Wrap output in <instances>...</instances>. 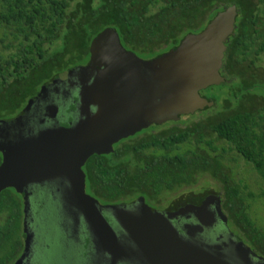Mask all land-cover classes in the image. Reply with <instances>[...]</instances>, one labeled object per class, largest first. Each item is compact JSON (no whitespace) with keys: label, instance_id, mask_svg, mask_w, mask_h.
I'll list each match as a JSON object with an SVG mask.
<instances>
[{"label":"trees","instance_id":"obj_1","mask_svg":"<svg viewBox=\"0 0 264 264\" xmlns=\"http://www.w3.org/2000/svg\"><path fill=\"white\" fill-rule=\"evenodd\" d=\"M231 5L238 9L236 29L221 69L231 82L201 91L215 104L184 127L178 125L185 121H172L161 132L147 128L122 139L113 152L92 155L83 170L87 193L102 204L141 196L154 203L209 175L221 190L201 195L222 198L230 227L264 256V228L224 163L236 151L264 179V0H0V119L18 115L49 81L88 63L92 40L108 27L126 49L149 59L202 31ZM21 203L14 188L0 193L6 216L0 264L24 246Z\"/></svg>","mask_w":264,"mask_h":264},{"label":"water","instance_id":"obj_2","mask_svg":"<svg viewBox=\"0 0 264 264\" xmlns=\"http://www.w3.org/2000/svg\"><path fill=\"white\" fill-rule=\"evenodd\" d=\"M237 16L236 5L225 7L202 31L186 35L179 45L149 59L126 49L116 29L108 27L92 40L88 65L61 73L18 115L0 119V193L14 188L24 195L25 253L15 264H26L35 249L33 227L41 217L46 218L43 224L49 233L54 228L57 234L60 206L68 216L78 252L83 257L84 251L89 252L97 264H264V258L238 235L233 236L235 247L229 255L220 251V245L192 241L173 223L176 212L153 208L143 196L131 203L102 204L87 193L83 170L92 155L113 152L122 139L215 104L201 91L231 82L221 69ZM60 84L72 91L66 110L44 101L49 103L51 114L44 112V117L50 124L32 128L33 104H41L48 94L42 92ZM58 179L66 180L67 187L42 186ZM32 187L45 189L33 196ZM211 202L215 212L208 210ZM51 204L53 209H49ZM220 204L221 198L214 196L199 206L213 216L208 221L199 219L202 225L212 226L216 213L224 217ZM33 206L37 211L41 207L40 214H31ZM187 228L183 230L189 234Z\"/></svg>","mask_w":264,"mask_h":264},{"label":"rangeland","instance_id":"obj_3","mask_svg":"<svg viewBox=\"0 0 264 264\" xmlns=\"http://www.w3.org/2000/svg\"><path fill=\"white\" fill-rule=\"evenodd\" d=\"M260 65L264 69V55H262L261 57ZM202 117L203 115L201 111L191 115L182 116L178 121H185V124L182 123L178 126L184 127L186 126V124H189L193 121H198ZM173 125L174 124L172 123V121H169L160 124L159 126L155 127L154 131H151L154 133L161 132ZM142 136L144 135H140L139 138ZM224 163L232 172L234 180L238 184H240L242 193L247 197V202L250 204L251 214L254 216L258 224L262 228H264V179L258 174L254 166L251 163H248L236 151H229ZM207 190L220 191L221 184L211 176L204 175L199 177V180L196 184L191 186H184L175 191H171L164 195L163 198L157 203L163 205V207H166L182 196H185L187 198L195 194L201 195V193L205 194ZM60 207L59 227L56 234V241H54L55 245L53 248L49 249L46 245H39V242L44 244L46 242L52 241V239H48V235H50L49 228L47 229L48 225L43 224L44 222H46V218L41 217V222L33 227L37 239V245L33 250V262H36V264H97L96 260H93V256L86 258L78 252L76 248L77 244L74 241V236L69 231L70 226L67 222L68 216L66 214H62L64 213V209L63 207H61L62 209ZM53 208L54 206L52 204L49 205V209ZM40 209L39 211H37V207L34 209L33 206V209H31V214H40ZM54 233L55 232L53 228L51 235L53 236ZM48 245H51V243H48Z\"/></svg>","mask_w":264,"mask_h":264},{"label":"flooded vegetation","instance_id":"obj_4","mask_svg":"<svg viewBox=\"0 0 264 264\" xmlns=\"http://www.w3.org/2000/svg\"><path fill=\"white\" fill-rule=\"evenodd\" d=\"M89 63V62H88ZM88 63L83 65H77V66H86ZM75 67V66H74ZM64 84H60L55 87H49V89L42 92L44 94L45 92H48V94L45 96L44 100L41 101V104L35 102L33 104V110L30 114L29 122L32 128L39 129L42 126H48L50 124V120L44 117V112L46 114L50 115L51 111L48 106L49 103H44V101H53L56 104L59 105V107L62 110H66L67 108V102L69 101L68 92L71 91V89H65ZM43 89V88H42ZM41 92V90H40ZM39 92V93H40ZM72 92V91H71ZM39 95V94H38ZM36 95V96H38ZM70 102V101H69ZM68 102V103H69ZM44 107V108H43ZM42 115V116H41ZM152 131L155 130V126L152 125L149 127ZM139 132V134H141ZM138 134V135H139ZM6 137L9 136V134H5ZM135 136V135H134ZM2 157V154H1ZM2 162V160H1ZM1 164V163H0ZM46 185H48L49 188L52 186H57L56 189H63L67 187V182L64 179H58L51 182H48L47 184H42L43 187L46 188ZM43 187H32L30 192L31 195L36 196L37 194H40L42 189H45ZM16 191V190H15ZM17 192V191H16ZM18 193V192H17ZM21 195V204H22V226L24 229V221H25V205H24V195L22 193H18ZM195 194V193H194ZM193 195L189 197L182 196L178 198L175 202L170 203V205H167L166 207H163V205H160L159 201L147 202L150 206L153 208H156L161 211L166 212H176V216L173 218V223L175 226L182 231L186 237L190 238L192 241H197L198 243H203L206 245H220V251L224 252L225 254L229 255L231 252H233V247H235L232 244V240H234V235H237V233L230 227L229 221L227 216L224 214V217L219 216L217 213L214 215V218L216 221H214L212 226H205L202 225L199 219H202L203 221H208L212 219L213 216H211L208 211L199 208L205 201L208 199L214 200L215 194H207V195ZM40 199V198H39ZM60 199L62 200V194L60 195ZM146 200V199H145ZM42 202V200H40ZM221 209H222V198H221ZM196 208H199L200 210H197ZM215 203L211 202L209 204L208 210L215 212ZM197 210V216H195L194 211ZM5 214L0 213V223L5 220ZM200 217V218H199ZM224 218L226 221L222 220ZM183 227H188L187 231L189 234L183 230ZM51 237L48 239H52L51 242L53 245H48L47 247L53 248L54 247V241H56V235L55 233L53 236L50 234ZM236 237V236H235ZM244 241V240H243ZM22 242H24V246L22 248H16V251L12 252L10 255V258H8L6 261L1 262V264H15L25 253V237L22 234ZM245 242V241H244ZM245 244H247L245 242ZM248 245V244H247ZM250 246V245H248ZM251 247V246H250ZM251 249L256 252L252 247ZM212 250V249H211ZM89 252L84 251V257L88 255ZM258 257L264 258V256L260 255L258 252H256ZM90 255H88L86 258H89ZM236 255H234L232 258H235ZM99 259V258H98ZM254 259V258H253ZM235 260V259H234ZM256 262L258 259H254ZM235 261H238L236 259ZM26 264H36V262H33V251L29 254L27 259H25ZM40 264V263H39ZM120 264H143L142 262H124Z\"/></svg>","mask_w":264,"mask_h":264}]
</instances>
